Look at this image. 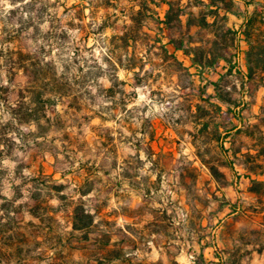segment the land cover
I'll return each instance as SVG.
<instances>
[{
  "label": "rangeland",
  "instance_id": "rangeland-1",
  "mask_svg": "<svg viewBox=\"0 0 264 264\" xmlns=\"http://www.w3.org/2000/svg\"><path fill=\"white\" fill-rule=\"evenodd\" d=\"M258 2L0 0V264H205L208 245L237 264L264 248V76L238 59ZM141 6L136 41H112Z\"/></svg>",
  "mask_w": 264,
  "mask_h": 264
},
{
  "label": "trees",
  "instance_id": "trees-1",
  "mask_svg": "<svg viewBox=\"0 0 264 264\" xmlns=\"http://www.w3.org/2000/svg\"><path fill=\"white\" fill-rule=\"evenodd\" d=\"M172 10V8H171ZM144 13V7L141 6V8L134 13V15H130L129 18L131 21V25H128L126 28V31L121 36H115L113 37L112 41H121L125 44H130L131 41H136V37L138 34L142 31V27L138 26V20L137 18L141 16ZM169 14V13H168ZM219 12H216V17H219ZM208 24V23H207ZM215 25V23L213 24ZM228 33L235 34L236 32L228 29ZM243 35L245 37V41L247 43L248 49L246 51V61H247V77L250 79H253L256 74H262L264 76V2H258L256 3V8L253 14H251L249 17H247L245 21V29L243 31ZM218 38V35H216ZM172 44L175 46L176 50L184 52L188 56H194L195 52H197L200 47L192 48V50L188 51L186 47L181 44L178 45L175 43V41H172ZM215 46H217V42L214 43ZM167 51V50H166ZM169 53V51H167ZM173 58L176 60L174 55H172ZM112 59V57H110ZM192 60L194 62V65L197 67H201V64L195 59V57H192ZM209 60V59H208ZM219 60H224L228 63H232L227 57L225 56H214L213 60H209L207 66L213 67L219 63ZM240 70V69H239ZM233 69L232 67L228 69V74H232ZM113 86L108 90L109 92H114L115 90V80H112ZM212 85L215 87L216 92L218 93V99L222 102H225V99L220 95V82L212 83ZM23 105H26L25 101H22V104H20V107H14L12 108V114L13 118L17 120L20 114V109L24 107ZM23 109H27L26 106ZM207 124L204 125V129L207 128ZM263 156V153H259V157ZM264 175V174H263ZM252 187L250 188V192L260 195L261 191L264 187V182L258 181L255 179H251ZM85 219L88 220L89 225L93 223V217L90 214H86L84 216ZM74 228L76 230L80 229L77 222L74 224ZM201 258L204 259V255H201Z\"/></svg>",
  "mask_w": 264,
  "mask_h": 264
},
{
  "label": "crops",
  "instance_id": "crops-1",
  "mask_svg": "<svg viewBox=\"0 0 264 264\" xmlns=\"http://www.w3.org/2000/svg\"><path fill=\"white\" fill-rule=\"evenodd\" d=\"M240 51H241V48H240ZM246 51H247L246 49L242 48V51L240 52V54H238V59L241 62L242 66H243V61H246ZM243 69L247 70V61H246L245 67L243 66ZM226 71H228V68L226 69ZM247 72L248 71H245L246 75H247ZM256 152L258 154L260 153V151H256ZM209 249H211L210 245L204 247L203 250L201 251V255H204V259L202 260L205 264H225L226 263L225 259L221 258L219 254H214L212 257H207V251ZM215 250H218V246L215 247ZM248 255H249V258L247 256H244L245 258L243 257L237 264H264V248L261 250H258V249L252 250Z\"/></svg>",
  "mask_w": 264,
  "mask_h": 264
}]
</instances>
